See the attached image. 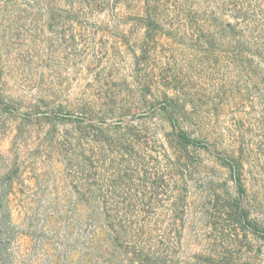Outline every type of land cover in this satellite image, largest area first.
Returning a JSON list of instances; mask_svg holds the SVG:
<instances>
[{"label":"rangeland","instance_id":"obj_1","mask_svg":"<svg viewBox=\"0 0 264 264\" xmlns=\"http://www.w3.org/2000/svg\"><path fill=\"white\" fill-rule=\"evenodd\" d=\"M148 24L130 12H73L65 1L52 11V0H0V204L10 206L15 225L13 264L86 263L90 203L69 170L73 148L81 144L93 161L100 156L88 149L105 142H180L163 110L172 85L196 103L200 116L191 128L228 140L231 114L214 110L206 95L211 80L188 50ZM154 34L160 39L150 54L145 40ZM248 138L256 142H205L210 152L188 146L195 170L188 255L223 239L226 253L211 264H264V137ZM233 154L251 163L250 222L239 221V196L219 159ZM95 172L90 167L92 178ZM222 223L230 224L231 238H220Z\"/></svg>","mask_w":264,"mask_h":264},{"label":"trees","instance_id":"obj_2","mask_svg":"<svg viewBox=\"0 0 264 264\" xmlns=\"http://www.w3.org/2000/svg\"><path fill=\"white\" fill-rule=\"evenodd\" d=\"M61 1L81 14L130 12L147 18L152 22L148 26L165 35L169 45L192 54L202 74L211 80L206 95L214 110L231 114L226 141L213 136L217 132L207 127L191 128L192 120L200 116L196 103L174 84L163 110L180 142H169V146L159 142H105L88 149L100 156L93 161L84 156L87 148L76 144L69 170L90 203L82 245L86 263L80 264H211L214 257L226 253L223 239L208 243L204 252L190 255L185 245L195 180L187 148L210 152L205 142H256L248 137H264V0H52V11ZM159 39L158 34L147 37L148 53ZM164 58L169 63V55ZM151 74L148 71L143 79L148 81ZM219 159L228 166L239 196L235 208L239 221L250 222L245 173L251 163L235 154ZM90 167L100 170L95 178ZM209 197L210 204L213 194ZM226 214L222 210L219 217ZM207 215L215 217L213 212ZM227 225L222 223L220 238L235 234ZM14 226L10 206L2 201L0 264H13L10 244ZM77 250L74 247L70 253Z\"/></svg>","mask_w":264,"mask_h":264}]
</instances>
